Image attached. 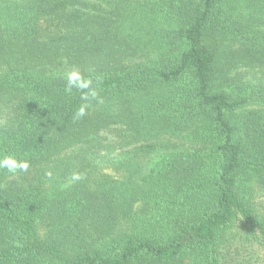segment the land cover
Returning a JSON list of instances; mask_svg holds the SVG:
<instances>
[{
  "label": "trees",
  "instance_id": "obj_1",
  "mask_svg": "<svg viewBox=\"0 0 264 264\" xmlns=\"http://www.w3.org/2000/svg\"><path fill=\"white\" fill-rule=\"evenodd\" d=\"M114 5L0 0V158L29 161L0 169V264H233L236 222L264 247V0H165L168 27L143 36L123 25L130 0ZM73 69L102 100L80 120ZM186 131L198 149L100 170L103 149L147 155Z\"/></svg>",
  "mask_w": 264,
  "mask_h": 264
},
{
  "label": "rangeland",
  "instance_id": "obj_2",
  "mask_svg": "<svg viewBox=\"0 0 264 264\" xmlns=\"http://www.w3.org/2000/svg\"><path fill=\"white\" fill-rule=\"evenodd\" d=\"M94 1H98L103 7H107L115 6L114 4H117L120 0ZM164 1L165 0H130L133 5L122 10V13L125 14L123 22L125 29L132 34L143 36L144 31L151 30V28L165 29L168 27L169 20H166L167 11L163 5ZM145 40L152 43L148 38ZM240 73L247 72L240 71ZM245 77L246 79H251L250 74H246ZM123 129L124 126H115V128L102 131V144L106 145L115 141L118 143V140L124 134ZM152 141L156 144V149L147 155L134 156V154L131 153L126 156L122 154L120 155V152L126 151L129 146L123 147V150L117 145L115 151H111V153H108L103 149L100 155L107 154L104 159H107L108 162L104 163V165L99 163L100 170L113 177L121 178L128 170H139L142 172L150 168L167 153L193 151L199 148V143L196 140H193L190 133L187 131L179 132L177 134H159ZM117 165H121L122 167H118ZM71 179L72 178H69L68 181L64 182L62 187L71 185L74 182ZM252 199L254 205L257 207L259 216L264 221V191L254 192V197ZM240 232H243V229L240 228L238 222L233 224L227 232L232 238L230 256L235 259L232 263L264 264V247L262 244H259L255 240H252V242L247 240L239 242Z\"/></svg>",
  "mask_w": 264,
  "mask_h": 264
},
{
  "label": "clouds",
  "instance_id": "obj_3",
  "mask_svg": "<svg viewBox=\"0 0 264 264\" xmlns=\"http://www.w3.org/2000/svg\"><path fill=\"white\" fill-rule=\"evenodd\" d=\"M66 86L65 91L71 92L76 89L81 92L82 103L79 108L74 112L73 119L80 120L86 115V110L90 106L91 100H97L102 102L98 97V92L93 87V81L90 77H85L79 69H73L66 73ZM6 168L8 172L15 174L17 171H27L29 168V161L27 159H18L13 154L4 155L0 158V169ZM51 175V173H48ZM73 181H80L83 179V175L79 172L72 173Z\"/></svg>",
  "mask_w": 264,
  "mask_h": 264
}]
</instances>
